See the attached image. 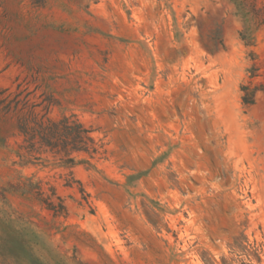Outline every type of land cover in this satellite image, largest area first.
Masks as SVG:
<instances>
[{"label": "rangeland", "instance_id": "rangeland-1", "mask_svg": "<svg viewBox=\"0 0 264 264\" xmlns=\"http://www.w3.org/2000/svg\"><path fill=\"white\" fill-rule=\"evenodd\" d=\"M242 29L230 0H0V90L102 144L22 166L0 110V264H264V90L241 98L264 84V24ZM25 178L67 215L13 192Z\"/></svg>", "mask_w": 264, "mask_h": 264}, {"label": "trees", "instance_id": "trees-1", "mask_svg": "<svg viewBox=\"0 0 264 264\" xmlns=\"http://www.w3.org/2000/svg\"><path fill=\"white\" fill-rule=\"evenodd\" d=\"M230 1L234 3L236 15L243 22V29L239 33L240 38L249 44L251 32L264 24V6L257 8L254 4H246L244 0ZM258 90H264V84L254 88L242 86L243 104L251 105ZM25 91L26 89H20V84L14 91H10L9 88L0 90V110L15 116L17 128L22 136L17 152L20 165L33 164L32 159H40L42 154H50L58 160V165L72 168L82 161L78 158L79 154H86L89 159H92L101 152L102 144L95 140L93 130L80 122L74 114L50 117L49 104L42 108L45 112L41 113L37 110L41 103L31 101L29 92ZM11 188L15 193L36 200L53 216L67 215L64 200L57 195L53 186H49L48 191L45 192L41 181L25 178L11 185Z\"/></svg>", "mask_w": 264, "mask_h": 264}]
</instances>
